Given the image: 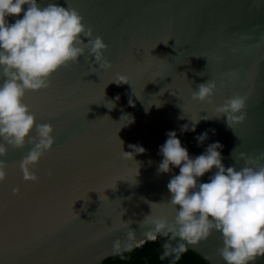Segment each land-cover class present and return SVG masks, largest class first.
<instances>
[{
	"label": "water",
	"instance_id": "obj_1",
	"mask_svg": "<svg viewBox=\"0 0 264 264\" xmlns=\"http://www.w3.org/2000/svg\"><path fill=\"white\" fill-rule=\"evenodd\" d=\"M37 3L75 8L93 38H103V55L112 67L101 70L96 64V72H89L94 57L85 50L78 61L52 74L50 87L26 91L23 102L36 124L52 125L55 142L31 169L36 182L24 180L20 169L33 147L27 138L23 148L9 145L7 156L0 157L8 163L7 178L0 182V264H99L145 242L154 221L173 222L179 205L170 203L167 184L179 167L158 172L160 147L170 131L190 158L219 141L226 168L243 167L242 153L264 152V0ZM23 14L6 20L14 23ZM121 75L129 83H116ZM4 79L0 67V84ZM207 80L217 84L213 102L193 100L192 93ZM237 94L248 97L247 117L232 125L234 134L226 117H215L221 115L216 107ZM196 120L195 131H181ZM206 131L198 143L196 137ZM35 135L34 126L30 136ZM129 145L146 151L125 158L123 151H133ZM216 171L198 182H209ZM16 187L20 191L13 194ZM128 220L133 222L126 225ZM129 231L134 237L126 250ZM117 239L122 246L114 251ZM186 247L210 264H226L217 251L223 247L221 232L213 230L207 240ZM263 263L264 256L249 262Z\"/></svg>",
	"mask_w": 264,
	"mask_h": 264
},
{
	"label": "clouds",
	"instance_id": "obj_2",
	"mask_svg": "<svg viewBox=\"0 0 264 264\" xmlns=\"http://www.w3.org/2000/svg\"><path fill=\"white\" fill-rule=\"evenodd\" d=\"M25 5L27 10L23 7ZM21 12L24 13L22 19L11 24L6 20V17L18 16ZM82 21L83 17L71 6L48 3L41 7L37 0H0V67L6 78L0 84V157L7 156L9 145L23 148L27 138L33 147L20 161L26 181L39 180L31 169L55 142L52 125L36 124L35 114L23 102L26 91L50 87L52 74L69 62L78 61L85 50L88 57H94L89 72H96V64L101 70L112 67L111 61L103 55L107 49L103 38H93L92 28H86ZM82 37L88 38L87 43ZM161 43L167 45L168 41ZM115 82L129 83L122 75ZM216 90V81L207 80L198 85L192 99L212 103L211 98ZM247 99V96L239 94L226 99L216 107V112L221 115L215 118L226 117V125L233 130V124L242 123L247 117ZM129 103L132 104L131 98ZM202 119L208 120L210 117L204 116ZM200 120L193 121L191 126L183 125L181 131H195ZM34 126L36 135L30 136ZM207 135V131L198 135V143H202ZM167 137L160 147L163 160L158 172L167 173L171 171L170 166L179 167V174L167 184L172 194L170 203L179 205V209L171 223L166 219L154 221V230L147 233L149 238L155 240V233L160 231L178 236L186 243H180L175 248L166 243L164 255L174 252L179 259L180 254L187 251L186 244L196 245L205 241L215 230L222 233L223 247L217 251L226 264H249L258 256H264V163L260 162L264 160V152L258 157L242 153L244 166L237 170L235 166L226 168L222 163L219 149L223 145L219 141L209 144L203 154L190 158L175 131L168 132ZM129 147L133 151H123L125 158L133 159L135 154L146 151L138 145ZM214 167L217 171L210 181L199 183L198 178ZM7 168L6 159L0 158V182L6 180ZM49 175H52L51 171ZM19 191V187H16L13 194ZM77 216L79 218L78 212ZM132 222L128 220L125 224ZM133 237V232L129 231L128 240L123 242L126 250L132 247L130 241ZM121 246L119 239L113 242L114 251L120 250Z\"/></svg>",
	"mask_w": 264,
	"mask_h": 264
},
{
	"label": "trees",
	"instance_id": "obj_3",
	"mask_svg": "<svg viewBox=\"0 0 264 264\" xmlns=\"http://www.w3.org/2000/svg\"><path fill=\"white\" fill-rule=\"evenodd\" d=\"M166 243L175 248L184 241H181L178 236L173 237L171 232L165 234L164 231H160L155 240L147 238L145 242L133 246L131 250L109 256L99 264H210L203 256L190 248L180 254L179 259L174 252L165 256Z\"/></svg>",
	"mask_w": 264,
	"mask_h": 264
}]
</instances>
